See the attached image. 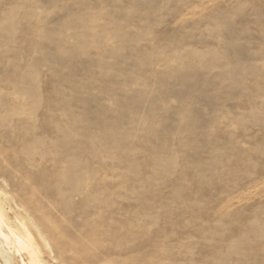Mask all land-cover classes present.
Returning <instances> with one entry per match:
<instances>
[{
    "label": "rangeland",
    "instance_id": "1",
    "mask_svg": "<svg viewBox=\"0 0 264 264\" xmlns=\"http://www.w3.org/2000/svg\"><path fill=\"white\" fill-rule=\"evenodd\" d=\"M3 164L91 264H264V0H0Z\"/></svg>",
    "mask_w": 264,
    "mask_h": 264
},
{
    "label": "bare ground",
    "instance_id": "2",
    "mask_svg": "<svg viewBox=\"0 0 264 264\" xmlns=\"http://www.w3.org/2000/svg\"><path fill=\"white\" fill-rule=\"evenodd\" d=\"M6 160L12 165L9 157ZM44 193V189L33 192L28 178L18 180L12 169L0 165V264H91L93 259H84L79 247L65 240L61 224L46 225L41 213L47 204L38 198ZM67 253L74 255L67 257Z\"/></svg>",
    "mask_w": 264,
    "mask_h": 264
}]
</instances>
